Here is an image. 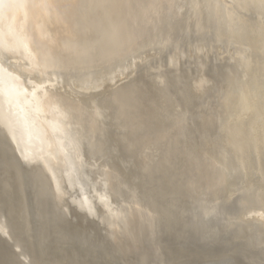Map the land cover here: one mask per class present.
Instances as JSON below:
<instances>
[{
	"label": "bare ground",
	"instance_id": "obj_1",
	"mask_svg": "<svg viewBox=\"0 0 264 264\" xmlns=\"http://www.w3.org/2000/svg\"><path fill=\"white\" fill-rule=\"evenodd\" d=\"M0 157L15 264H42L26 183L135 258L168 264L177 226L264 264V0H0Z\"/></svg>",
	"mask_w": 264,
	"mask_h": 264
},
{
	"label": "rangeland",
	"instance_id": "obj_2",
	"mask_svg": "<svg viewBox=\"0 0 264 264\" xmlns=\"http://www.w3.org/2000/svg\"><path fill=\"white\" fill-rule=\"evenodd\" d=\"M0 167H2V166H0ZM2 179V177L0 176V180ZM2 183H4V180H1L0 181V185H2ZM26 185H27V189L29 190L28 191V201H27V204H28V206H29V212H30V217H32V218H30V222L32 223L31 224V231H30V239H29V248H30V251H31V253H33L32 255L34 256V258H35V260L36 261H39L40 263H42V264H126V263H123L124 262V260H125V262H127V264H132V263H136V264H142V263H144V264H149V262H150V264H152V262H153V264H158L157 262H156V260L154 259V257H151L152 256V254H145L146 256L148 255V257H146V258H149L150 257V260L149 259H147L148 260V262H147V260H145V262H144V260L143 259H146L145 258V255L143 256V259L142 258H139L140 257V255L138 254V250L135 252V254L138 256L137 258H135L136 256H132V255H134V251L132 252V250L131 249H137L136 247L135 248H131V247H129V248H131V249H128V247L126 248L125 246H123V245H121V243L122 244H124L122 241L121 242H119V245H121V247H118L116 244H114V242H111V241H109V239H107L105 236H102V234L103 233H101L100 235H99V233H100V231L98 230V228L96 227V226H92V229L94 230V232L95 231H99V233L98 232H96V233H98V235L96 234V233H94V232H92L93 230L90 228L89 229V226L87 227V225H85V224H83V223H81V222H79V221H77V223H76V221L75 220H73V219H65V218H62V219H60L59 221H58V223L57 224H55L54 225V220H55V218H58V216H56V215H54L49 209H48V207L47 206H43L42 207V209H41V214L40 213H36L37 212V207L35 206L36 204L34 203V201H33V198H32V194H31V190H30V185H29V183H26ZM2 189H4L3 190V197H5V199H6V201L8 202V200H10V199H12V202L11 203H13V205L15 204L16 205V198H14V196H13V194H12V192H9V191H12V190H7V189H5L4 187L2 188ZM31 191V192H30ZM7 195V196H6ZM10 195V196H9ZM12 197V198H11ZM9 203V202H8ZM34 208V209H33ZM40 214V215H39ZM38 216V217H37ZM40 216V217H39ZM60 217V216H59ZM35 218V219H34ZM66 221H67V223H66ZM37 222H38V224H37ZM43 222V223H42ZM51 223V224H50ZM41 227H40V226ZM80 225L82 226V227H80ZM92 225V224H91ZM55 226V227H54ZM63 226V227H62ZM65 226V227H64ZM77 226V227H76ZM45 227V228H44ZM50 227V228H49ZM59 227H61V228H59ZM91 227V226H90ZM64 228V229H63ZM85 228V229H84ZM97 228V229H96ZM172 228V229H171ZM174 228V229H173ZM178 227L176 226H171L170 228H168V230L169 229H171V230H169L170 231V233H169V231L167 230V233L165 232L164 233V237L165 238H167L168 239V241H166L167 239H165V238H163V242H164V247H165V250H166V253H167V255H168V259H170L169 257L171 256V258L172 259H170V260H168L167 262H168V264H172V263H174V264H187V261H188V264H189V261L191 262L190 264H193V263H195V262H193V260L194 261H196V263L195 264H206V263H204V262H206L207 261V259H208V262L210 261V259H211V257H212V260H214V259H217L218 258V256L220 257V256H222L221 255V252H222V250L223 249H221V248H223V247H221V246H219V250H218V247L216 246V247H214V250L212 249V248H206V247H204V246H200V247H198V244H197V242H194L193 240H191V242L189 241V242H187V243H190L188 246H187V243L184 241V238L182 237V233H178L179 231H178V229H177ZM49 229H52V230H49ZM88 229V230H87ZM55 230V231H54ZM65 230V231H64ZM75 230V231H74ZM86 230V231H85ZM172 230H174V231H172ZM39 231V232H38ZM52 231V232H51ZM60 231V232H59ZM90 231V232H89ZM172 231V232H171ZM176 231V232H175ZM49 232V233H48ZM173 232H174V234H173ZM71 235V236H69V234ZM84 235H83V234ZM62 235V236H61ZM93 235H95V237L97 236V237H101V238H103V240H102V242H101V238L100 239H98L97 237L95 238ZM104 235V234H103ZM166 235V236H165ZM178 235V236H177ZM41 236V237H40ZM64 236V237H63ZM83 236V237H82ZM181 236V237H180ZM32 237H34V238H32ZM38 237V238H37ZM86 237V238H85ZM104 237L106 238V240L104 239ZM168 237H170L171 239H169ZM187 237V236H186ZM80 238V239H79ZM173 238H174V242L172 241L173 240ZM52 239V240H51ZM56 239H57V242H58V244H57V242H56ZM60 239V240H59ZM88 241H87V240ZM191 239V238H190ZM37 240V241H36ZM80 240V241H79ZM94 240V241H93ZM98 242H97V241ZM44 241V242H43ZM92 241V242H91ZM105 241V242H104ZM177 241V242H176ZM97 242V243H96ZM109 242V243H108ZM185 242V243H184ZM45 243V244H44ZM60 243V244H59ZM64 245H63V244ZM69 243H75V244H69ZM79 243V244H78ZM90 243V244H89ZM95 243H96V245H95ZM101 243V244H100ZM167 243V244H166ZM169 243V244H168ZM173 243V244H172ZM195 244V245H193V244ZM2 244L3 243H1L0 242V261H1V263H3V264H6V260L8 261L7 262V264H15V262H14V259L12 258V255H11V252L9 251V249L3 244V246H2ZM53 244V245H52ZM77 244V245H76ZM82 244V245H81ZM110 246H109V245ZM111 244H112V246H111ZM179 244V245H178ZM34 245H35V247H34ZM60 245H61V247H60ZM74 245V246H73ZM102 245V246H101ZM106 245V247H105V249H107L108 248V250H105L104 249V246ZM107 245H108V247H107ZM169 245H172L171 246V248L173 249H171L170 248V246ZM183 245H185L186 247H184ZM5 246V247H4ZM70 246V247H69ZM84 246H86V247H84ZM92 246V247H91ZM182 246V247H181ZM192 248V249H190V247ZM196 247V250H195V247ZM3 247V248H2ZM40 247V248H39ZM57 247H58V249H57ZM65 248V249H62V248ZM68 247V248H67ZM109 247H110V249H109ZM180 247V248H179ZM31 248H33V249H31ZM67 248V249H66ZM70 248H72V249H70ZM79 248V249H78ZM87 248H88V251H87ZM93 248V249H92ZM168 248H170V249H168ZM175 248V249H174ZM184 248H186V250L184 249ZM199 248H201V250L199 249ZM205 249V251H204V249ZM38 249V250H37ZM54 249V250H53ZM95 249V250H94ZM103 249V250H102ZM117 249V250H116ZM126 249H128V250H126ZM169 251H168V250ZM178 249V250H177ZM184 249V250H183ZM209 249V250H208ZM221 249V250H220ZM33 250V251H32ZM81 250V251H80ZM112 250V251H111ZM114 250V251H113ZM123 250H124V252H123ZM171 250L172 251H174L173 253L171 252ZM183 250V253L181 254V252L180 251H182ZM188 250H189V252H188ZM192 251V255H190V252ZM206 250H208V251H206ZM217 251V253H219L218 254V256H217V253H216V251ZM56 251V252H55ZM62 251V252H61ZM95 251V252H94ZM96 251H97V253H96ZM98 251H99V253H98ZM117 252V254H115L114 252ZM169 253H168V252ZM177 251H178V253H177ZM185 251V252H184ZM186 251L188 252L187 253V255H186ZM203 251V252H202ZM214 251H215V253L216 254H214ZM226 250L224 249L223 250V252L222 253H226L225 252ZM37 252V253H36ZM63 252H65V253H63ZM88 252L90 253V254H88ZM101 252V253H100ZM106 252V253H105ZM113 252V253H112ZM129 252H130V254H132L131 256L132 257H134L135 258V260L134 259H132V257L130 256V255H128L129 254ZM170 252H171V254H170ZM194 252V253H193ZM203 254H202V253ZM209 252V253H208ZM43 253H45V254H43ZM94 253V254H93ZM105 253V254H104ZM107 253H109V254H107ZM112 253V254H111ZM118 253H119V255H118ZM128 253V254H127ZM177 253V255H175ZM200 253V254H199ZM212 253H213V255H212ZM9 254V255H8ZM64 254V255H63ZM178 254H179V256H178ZM198 254V255H197ZM208 254H209V257H208ZM223 254V255H224ZM3 255V256H2ZM43 255V256H42ZM54 255V256H53ZM106 255V256H105ZM117 255V256H116ZM188 255H190V256H192V258L191 257H186V256H188ZM201 256L200 258H198L197 256ZM205 255V256H204ZM216 256V258H215V256ZM236 255V254H235ZM9 256V257H8ZM36 256V257H35ZM50 256H51V258L52 259H50ZM104 256V257H103ZM119 256V257H118ZM123 256V257H122ZM175 256V258L173 259V257ZM184 256H185V258H184ZM196 256V257H195ZM211 256V257H210ZM214 256V257H213ZM56 257V258H55ZM61 257V258H60ZM118 257V258H117ZM122 257V258H121ZM193 257H195V258H193ZM206 257V258H205ZM236 257V256H235ZM1 258H2V260H1ZM5 258V259H4ZM13 260H12V259ZM41 258V259H40ZM45 258V259H44ZM55 258V259H54ZM124 258V259H123ZM127 258L129 259V261L131 260V262L132 263H130L128 260H127ZM131 258V259H130ZM152 258V259H151ZM196 258H198V259H196ZM214 258V259H213ZM236 258H238V257H236ZM45 261V263H44V261ZM52 260L51 262H50V260ZM107 259V260H106ZM154 259V260H153ZM178 259V260H177ZM182 259V260H181ZM186 259V260H185ZM188 259V260H187ZM189 259H193V260H189ZM199 259H200V261H199ZM202 259H204V260H202ZM240 259V258H239ZM238 259V260H239ZM62 260V261H61ZM65 260V261H64ZM68 260V261H67ZM118 260V261H117ZM122 260H123V262H122ZM139 260V262L140 263H137V261ZM153 260V261H152ZM172 260V261H171ZM177 260V261H176ZM198 260V261H197ZM202 260V261H201ZM206 260V261H205ZM211 260V261H212ZM9 261H11L10 263H9ZM59 261H61V262H59ZM143 261V262H142ZM185 261V262H184ZM240 261H241V264H243L244 262L240 259ZM50 262V263H49ZM53 262V263H52ZM119 262V263H118ZM172 262V263H171ZM200 262H202V263H200ZM207 262V263H208ZM0 263V264H1ZM238 263H239V261H238ZM245 264V263H244Z\"/></svg>",
	"mask_w": 264,
	"mask_h": 264
},
{
	"label": "water",
	"instance_id": "obj_3",
	"mask_svg": "<svg viewBox=\"0 0 264 264\" xmlns=\"http://www.w3.org/2000/svg\"><path fill=\"white\" fill-rule=\"evenodd\" d=\"M3 162H4L3 158L1 159V157H0V164H2ZM162 236L164 237L163 232L161 234V237L159 238V240L161 241L162 254H163V257H164L165 261H168V255H167L165 247H164V242H163ZM218 244H219V246H221V242H218L215 245H213L211 248L217 246ZM226 244L227 243H225V245L223 244L221 247H223L225 250L226 249H233L234 253L236 254V257H239V258L241 257V254H239V243L238 242L234 241L230 245H226ZM200 245L203 246V243H200ZM236 257L227 258V259H224L222 261L221 260H217L215 262V264H238L239 260ZM206 264H213V262H210V263L208 262Z\"/></svg>",
	"mask_w": 264,
	"mask_h": 264
}]
</instances>
